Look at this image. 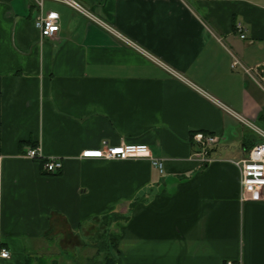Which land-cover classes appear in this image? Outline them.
<instances>
[{"label":"crops","instance_id":"1","mask_svg":"<svg viewBox=\"0 0 264 264\" xmlns=\"http://www.w3.org/2000/svg\"><path fill=\"white\" fill-rule=\"evenodd\" d=\"M77 1L88 14L44 1L60 15L50 38L36 0H0V264H91L109 227L120 264H264V198L241 200L234 162L259 140L264 90L232 67L264 64V0ZM198 130L221 137L211 162ZM122 143L164 171L80 155Z\"/></svg>","mask_w":264,"mask_h":264},{"label":"built area","instance_id":"2","mask_svg":"<svg viewBox=\"0 0 264 264\" xmlns=\"http://www.w3.org/2000/svg\"><path fill=\"white\" fill-rule=\"evenodd\" d=\"M45 0H36L40 8V13L35 19V25L42 37H54L61 29L60 15L56 11L43 12ZM68 4L76 10L86 13L85 8L77 0H58ZM235 29L240 32V37L246 38V29L243 23L237 22ZM232 67H241L264 90V64L258 63L254 66H245L241 61L234 57ZM259 135V141L255 143L248 153L238 160L235 164L239 167L241 174V200L257 201L264 198V128L251 124ZM221 140L217 134L198 130L192 133V144L198 147L195 150L196 157L204 163L211 162L214 157L210 155L211 149ZM86 153H99L100 155H86ZM29 158L40 159L44 172L49 174L59 173L64 162L62 158L55 156H44L41 146L29 147L25 154ZM82 158H101L106 160L130 159V158H150L152 164L161 172L164 171V161L160 158L152 157L150 148L144 143H122L118 145H107L98 149H85L80 154ZM11 256L10 250L5 247L0 240V257L8 258ZM226 264H241L240 261L227 260Z\"/></svg>","mask_w":264,"mask_h":264},{"label":"trees","instance_id":"3","mask_svg":"<svg viewBox=\"0 0 264 264\" xmlns=\"http://www.w3.org/2000/svg\"><path fill=\"white\" fill-rule=\"evenodd\" d=\"M257 142H255V143H257ZM255 143H253L248 148V151L251 149V147ZM118 217L119 216H117L116 214H110V215L108 214L103 219L105 220L104 222L107 223L110 226L111 224H113L116 221V219H118ZM101 233L102 234H105V237H106L105 239H107V240L104 241V244H105V248H107V250H108L107 253L104 256V261H103L102 264H120L121 263L120 262V258L118 257V255H115V252H114V249H116V247H117L116 245L117 244H115V242L111 238H109V235H110V227L107 228L106 231H101ZM102 245H103V243H102ZM111 247H113V248H111ZM99 250L101 251V247L99 248ZM112 252H114V253H112Z\"/></svg>","mask_w":264,"mask_h":264},{"label":"rangeland","instance_id":"4","mask_svg":"<svg viewBox=\"0 0 264 264\" xmlns=\"http://www.w3.org/2000/svg\"><path fill=\"white\" fill-rule=\"evenodd\" d=\"M101 231H103L101 228L100 229H97V230H94V232H93V234L94 235H96V234H98L99 232H101ZM96 236H92V239H91V242H93L94 240H96L97 241V237L95 238ZM92 244V243H91ZM111 248H113V247H111ZM94 249H92V253H91V255H93L94 254V251H93ZM108 251V250H107ZM114 251H115V249H114ZM102 253H103V255H105V249L104 250H102ZM103 255H100V256H96L94 259H93V261H91V264H101V261L103 260Z\"/></svg>","mask_w":264,"mask_h":264},{"label":"snow or ice","instance_id":"5","mask_svg":"<svg viewBox=\"0 0 264 264\" xmlns=\"http://www.w3.org/2000/svg\"><path fill=\"white\" fill-rule=\"evenodd\" d=\"M86 155H100L99 153H94V154H92V153H86Z\"/></svg>","mask_w":264,"mask_h":264}]
</instances>
